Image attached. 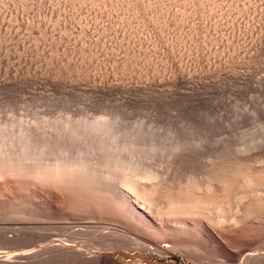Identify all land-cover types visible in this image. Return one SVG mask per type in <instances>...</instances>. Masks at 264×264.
<instances>
[{
	"label": "rangeland",
	"instance_id": "rangeland-1",
	"mask_svg": "<svg viewBox=\"0 0 264 264\" xmlns=\"http://www.w3.org/2000/svg\"><path fill=\"white\" fill-rule=\"evenodd\" d=\"M98 119L113 125L115 144L143 146L135 157L146 159L163 184L156 185L163 200L154 196L155 210L175 192L187 200L194 191L211 195L221 216L246 208L264 222V206L252 201L264 198L255 172L264 167V0H0V150L21 155L22 130L26 141L32 138L29 150L38 152L42 124L77 127ZM68 140L72 154L99 146ZM47 149L53 157L65 152L51 143ZM249 170L258 177L252 185L243 181ZM217 189L226 201L214 200ZM66 191L27 190L21 179L0 177V264L225 261L193 221L167 208L166 215L145 214L134 205V217H120ZM254 226L239 228L242 238L231 233L230 243L263 249L264 228ZM24 248L34 258L11 257Z\"/></svg>",
	"mask_w": 264,
	"mask_h": 264
},
{
	"label": "bare ground",
	"instance_id": "bare-ground-1",
	"mask_svg": "<svg viewBox=\"0 0 264 264\" xmlns=\"http://www.w3.org/2000/svg\"><path fill=\"white\" fill-rule=\"evenodd\" d=\"M95 121L89 122V120H88L86 122L80 123L79 125H77V127H74L76 125H74V126L70 125L71 127L70 126H59L58 123H57L58 126L57 125L55 126V124H52V125H54V127H51L52 125L49 126L50 124H47L48 126L47 125L45 126L44 124H42L40 127H41V130L42 129L46 130V131H43L44 136H46V137L43 136L44 138H41V140L39 139L40 140L39 144L41 147L39 148L38 152H35L36 150L34 152L29 150V148H31L32 145L29 146L27 141L29 139H32V138H29L26 141V138L29 136H27L26 133L24 135V133L21 130L22 135L20 136L21 139H19V141L22 143L21 155L11 154L12 152L11 153L9 152L10 153L9 154L8 152H4L3 149H1L2 151L0 150V177H3V178L13 177V178L21 179V180H23V188H25L27 190L30 188H33V186H35V185L60 187V189L62 188L65 192H67L66 190H68V192H69L68 195L70 194L69 196L74 198L75 201H81L85 204H88L89 206L91 205V207L93 206L96 208H100L101 210L116 212V214L119 213V215L126 213L129 215V217L135 214L134 212H135L136 208L134 207V205H141L142 210L145 211V214H151L157 210H158V213H163L164 211L162 212L161 209L167 208L166 214L167 213H169V215L173 214V216H174V214H175V216L179 215L177 218H180V216L182 215L181 217H184L183 219H185V220L189 219V222L193 221V223L192 222H190V223L193 224V229L195 230V232L201 236L200 239L202 238V240H204L208 244L212 245L215 248V250L218 252V254H221L224 257L225 261H220V262L218 261L219 264H253L258 259L264 260V248L263 249L261 247L257 248L255 246L257 244H254L255 242L254 243L250 242L251 244H249L247 246H242V247L240 246L239 247L238 245H236L238 247H235L231 244L234 240L231 241V243L229 240V235L233 234L232 236H234V234H236V236L239 237L238 234H244V232H242L243 230L240 229L242 233H240V231H239V228H241V227H244L243 229L245 230L246 228H249V227L253 228V227H256L254 225H257V228L259 226L263 230V228H264L263 223L264 222L262 220L261 221L263 223L260 222V220L257 221V218L255 220L253 218H251L250 217V213L252 212L251 209L250 210L247 209L248 211H250V212H248V211H246V208H244L245 209L244 213H242V214L239 213V214H236L235 216H231V215L228 217L223 216V215L221 216V215H219V211H216L219 209L218 208L216 209L215 206L212 207L213 201L212 202L209 201L212 199L211 197H209L211 195L208 196L209 198H211L208 200V197L206 198V196L200 195L201 193L198 195L194 191L193 192L191 191L192 193H190V195L188 193L189 196H188L187 200H182V199H179L177 197V196L181 195V193H182L181 190L179 191L177 188V192L178 191L180 192V194L178 192L179 195H177L176 192H175L176 194L174 193L173 195H170V194H168L169 193L168 191L165 192L163 190L166 194H168V196L170 195L169 197L171 199L169 200V202L167 201L169 203L167 205V207H164V205H163L164 208L155 210L156 206L154 205V203H155L154 198L157 197V195H155V193L159 194L160 189L157 191V188L160 185L162 186L163 184L161 183L159 185L158 183H156L158 181V178H159L158 172L155 173L154 170H152L153 168L152 167L150 168V165H149V163H147L148 161H146V159L145 160L139 159L138 158L139 155H137V154L136 155L138 157H135L136 156V155H134L136 153L135 150L138 149V146H140V145H136V143L133 141L115 144V142L111 141V139H113V138H111V136L113 133H115L114 131H112L114 128L113 125H110L109 121H108L109 123H107V121H103V120L99 121V119H98V121H96V122ZM40 127H37V128H40ZM47 128H51L53 130L48 129L51 132L49 133V131H48L49 134H47ZM45 132H46V134H45ZM53 134H55V135H53ZM40 135L42 136L41 133L39 134V136ZM108 136H110V138H108ZM20 137H17V138H20ZM30 137H31V135H30ZM68 139H79V140L80 139H84V140L88 139L87 141H89L90 143L95 140L94 142H96V141L98 142V143H96V146H97V144L99 146L96 147L94 144H91L97 148L96 151H93L91 149V151L89 152L88 151L89 149H87V151L83 150V153L82 152L81 153L76 152L78 154H75V153L72 154L71 152L70 153L66 152L69 150V149H67V148H69V146H68L69 144L66 141ZM50 143L53 145L59 146V148L62 149L61 151L64 150L65 152H63L61 154L59 153V154H57V156L53 157V155L49 152L50 149H49V151L47 149V146L49 147ZM39 144H37V145L39 146ZM73 147H74V143H73ZM140 147H143V146L141 145ZM144 148H145V146H144ZM65 149H67V150H65ZM93 149H95V148H93ZM149 149H153V148H149ZM142 150H143V148H142ZM134 151H135V153H134ZM138 151L140 152L141 150L138 149ZM146 151H148V149ZM151 165H152V163H151ZM220 165H221V163H220ZM225 166H227V165H225ZM257 170H255V172H259L258 176L261 175V179H260V177H259V179L264 181V176L262 177V173L264 174V167L259 169L258 171ZM249 171H250V173H248V175L246 173L247 176L243 174L245 171L242 173L245 178L243 177V175H241L242 176L241 178H244V180H243L244 182L247 180L249 181L247 183L252 182L250 180H252L253 178L258 179L257 176L255 177L254 171H252V170H249ZM213 172H215V171H213ZM218 172H220V169L218 170ZM223 173H224V171H223ZM224 174H226V173H224ZM219 175H220V173H219ZM221 175H222V172H221ZM227 176H230V180H231L232 175H229V173H228ZM160 177H161V175H160ZM237 177H238V175L236 176V179H237ZM246 177L248 178L247 180H246ZM220 178H221V176H220ZM226 178L228 180V177H226ZM214 179H216V178H214ZM240 180H242V179H240ZM219 181L222 183L221 180H219ZM232 181H231V183H233ZM256 181H258V180H256ZM255 182L253 183L254 185L256 184ZM247 183H245L244 185H246ZM258 183H260V181ZM261 183H263V182H261ZM156 185H158V187ZM214 185H215V183H214ZM232 185H234V184H232ZM250 185H252V184L250 183ZM219 186L221 187V185H219ZM229 186H231V185H229ZM182 187H181V189H182ZM225 187H228V186H225ZM159 188H161V187H159ZM213 188H215V187H213ZM168 189H170V188H168ZM199 190H201V189H198V191ZM210 190L212 191V189H210ZM227 190H229V189H227ZM208 191L205 194H208L210 192V191L209 192ZM199 192H201V191H199ZM213 192L211 194H214V196H213V198H215L214 200L217 199L220 202L222 199H223V201L225 200L224 198L226 196H224V198L222 197L223 195L220 196L221 194H224V193H222L224 191H221V193H220L217 189L215 193H213ZM225 193H227V192L225 191ZM184 194H185V192H184ZM184 194H182L181 196L183 197ZM255 195H256V193H255ZM154 196H156V197H154ZM163 196H165V198H166L165 194H163ZM257 196H259V195H257ZM257 196H255L256 200H252L251 198L250 199L252 201H254L253 203L256 202L255 205L261 204L264 206V198L263 197L257 198ZM261 196H263V195H261ZM169 197H168V199H169ZM186 197H187V195H186ZM221 197H222V199H220ZM160 199H162V197ZM168 199H166V200H168ZM247 200H249V199H247ZM167 202H165V203H167ZM159 203H160V200H159ZM215 203L216 202H214L213 204H215ZM161 204H163V203H161ZM258 208H260L259 205H258ZM226 211H228V210H226ZM246 212H248V213H246ZM101 213H103V212H101ZM257 213H258V211H257ZM164 214L165 213H163V215ZM184 215H186V216H184ZM120 217H122V216L120 215ZM132 217H134V216H132ZM132 217H130V218H132ZM250 218L253 220H250ZM133 219H135V218H133ZM248 219L250 222H248ZM137 220H138V218H137ZM35 223H33V224H35ZM21 225H22V223H21ZM260 232H261V230H260ZM259 238H261V237H259ZM233 239H235V238H233ZM235 242H233V243H235ZM256 242H257V240H256ZM259 243H261V241ZM260 246H262V245L260 244ZM28 247H30V246H28ZM26 248H24L25 251L21 250V253L16 254L17 252L16 253L14 252L15 255L11 256V257L20 258V259L21 258L22 259H28V260L34 258V255H35V253L33 252L34 250L30 249V248L29 249H26ZM66 249H68V247H66ZM73 249H71V250H73ZM37 250H39V249H37ZM73 252L80 254V256H82L84 258L83 254H85V253H81L80 250H73ZM3 255H4V253H3ZM6 256H7V254H6Z\"/></svg>",
	"mask_w": 264,
	"mask_h": 264
}]
</instances>
